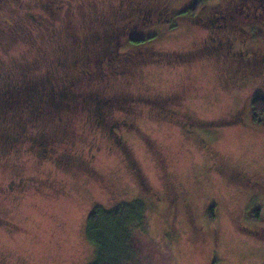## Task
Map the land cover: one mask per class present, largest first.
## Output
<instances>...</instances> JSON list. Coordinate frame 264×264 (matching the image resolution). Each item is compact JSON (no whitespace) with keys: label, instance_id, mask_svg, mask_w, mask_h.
<instances>
[{"label":"rangeland","instance_id":"374dc122","mask_svg":"<svg viewBox=\"0 0 264 264\" xmlns=\"http://www.w3.org/2000/svg\"><path fill=\"white\" fill-rule=\"evenodd\" d=\"M201 1L198 15L218 0ZM192 2L0 0V93L12 92L0 109V264H94L89 214L137 200L146 217L123 264H264V118L251 109L264 65L175 14ZM150 3L172 19L136 25L131 9ZM236 12V48L264 55V20ZM105 96L126 104L106 117L127 120L122 145L99 121Z\"/></svg>","mask_w":264,"mask_h":264},{"label":"flooded vegetation","instance_id":"af4514ba","mask_svg":"<svg viewBox=\"0 0 264 264\" xmlns=\"http://www.w3.org/2000/svg\"><path fill=\"white\" fill-rule=\"evenodd\" d=\"M199 0H193L192 4L189 7H193L195 3H197ZM238 6H241L242 9L238 8ZM189 7H185L179 11H176L177 13L175 14H179L180 12H184L185 9H188ZM203 8V2H202V6L198 9V11L200 9ZM232 8V11H231ZM131 19H133V22H135V24L137 25L139 22H151V21H159L161 24L164 23L165 18L166 20H168L167 22H169L172 19V12L168 11V10H164L163 8L161 9H157L155 7V4L150 3L148 5H139V6H135L134 9H131ZM240 12L242 16L246 17L247 20H249L250 22L255 20L254 22H259V20H264V0H230V2L228 3V5L223 4L222 1L218 0L217 3H214L212 5H210L208 8H206L205 13H203V15H195V18L198 19L199 22H201L202 24H205L206 27L209 28L210 33H211V40H212V44L213 47L215 49H217L218 51H223L226 54H233V56L235 58L239 57V58H244V62L245 64H247L249 66V64H263L264 65V55L261 53H257V51H255L254 49L251 48H247L245 47L243 44H241V46L239 48H236L235 46V37L234 34L229 32V23L231 21H234L233 17H232V12ZM236 12V13H237ZM235 13V14H236ZM154 16H156V18H154ZM130 19V21H131ZM135 19V21H134ZM158 19V20H157ZM128 28H126V26H124V30L121 32L119 31V33H125L127 32V30H129V24L127 22ZM134 25V24H133ZM165 25V23L163 24ZM252 25V24H251ZM135 26V25H134ZM242 31H245L244 28H241ZM229 33H228V32ZM246 32V31H245ZM108 62L109 61H113V59H111V57H107ZM133 59V58H132ZM131 59V60H132ZM134 60V59H133ZM144 61L147 60L146 57L143 58ZM115 62V61H113ZM92 63L89 61L88 65H91ZM102 64V62L98 63L97 65L94 66L93 64V68H99L100 65ZM114 69V68H113ZM122 69V68H121ZM116 73H118L120 70H116L114 69ZM123 71V69H122ZM70 85L68 84L69 88H72L73 86H75V82L74 80L71 82L70 81ZM11 90L8 88H5L4 91H2L0 93V109H2L4 106H8L9 105V99H11ZM43 100H45V98H43ZM133 101H140V99L134 100V98L132 99ZM131 100V102H132ZM44 102V101H43ZM99 121L105 123V125L108 127V131L110 136L112 135V137H114L115 142L119 145H122L123 141L121 139V135H120V131L125 128L128 127L129 125H127V120H125L124 118H122V120L115 118L114 121H110L107 122V114L108 113H113L111 109L112 106H122L124 107L126 104H122L121 102H119V99L115 100V97H106L104 99H99ZM134 104V103H133ZM132 104V107H133ZM170 107V106H166ZM131 108V106H130ZM164 108V106H163ZM110 109V110H108ZM168 111H171L173 113H176L175 110L171 107V109L167 108ZM4 110V109H3ZM39 152L42 156H45V154H47L48 151V145L46 144L45 140H42L39 143ZM262 194V193H259ZM259 194H253V197H258ZM263 195V194H262ZM251 199V200H252ZM250 200V201H251ZM249 201V202H250ZM248 205V204H247ZM215 208V207H214ZM246 207H244L245 209ZM246 210V209H245ZM245 212V211H244Z\"/></svg>","mask_w":264,"mask_h":264},{"label":"trees","instance_id":"16d2710c","mask_svg":"<svg viewBox=\"0 0 264 264\" xmlns=\"http://www.w3.org/2000/svg\"><path fill=\"white\" fill-rule=\"evenodd\" d=\"M201 6L202 1L199 0L193 7L185 9L184 13L195 17ZM251 109L253 119L262 120L261 118H264V98L256 97L251 103ZM145 211V204L137 200L131 204L119 205L113 210H105L104 207L98 206L89 214L88 238L95 242L99 249L94 264H123L124 259L127 260L126 262L132 261L133 255L126 253V256H122L124 252L122 249L128 246L131 248L130 252L134 251L133 240L137 236V228L143 226ZM215 216L214 208H211V219L214 220Z\"/></svg>","mask_w":264,"mask_h":264}]
</instances>
